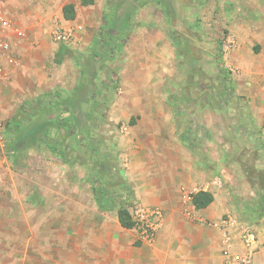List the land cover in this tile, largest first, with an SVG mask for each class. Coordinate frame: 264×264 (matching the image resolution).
<instances>
[{
  "label": "rangeland",
  "instance_id": "rangeland-1",
  "mask_svg": "<svg viewBox=\"0 0 264 264\" xmlns=\"http://www.w3.org/2000/svg\"><path fill=\"white\" fill-rule=\"evenodd\" d=\"M62 2H11L26 36L14 42L19 64L9 71L18 74L7 69L0 81V264H72V225L84 215L78 206L91 204L90 188L103 185L114 196L108 216L131 209L137 203L126 183L132 156L150 154L146 146L167 135L146 131L159 124L156 109L173 114L176 138L206 158L207 178L223 176L230 211L242 219L263 215L264 48L254 41L264 32V0H223L212 20L200 18L196 0L198 13L187 19H161L176 53L173 68L154 54L165 64L158 69L132 67L145 61L120 27L125 0L77 5L82 31L94 32L92 43L72 37L53 58L49 44L62 28ZM251 47L245 63L231 62L235 49L243 55ZM120 89L123 100L133 95V109L123 101L128 116L114 115ZM14 129L22 132L17 142ZM123 140L131 147L123 149ZM216 156L217 168L210 163ZM92 215L103 218L100 211Z\"/></svg>",
  "mask_w": 264,
  "mask_h": 264
},
{
  "label": "crops",
  "instance_id": "crops-1",
  "mask_svg": "<svg viewBox=\"0 0 264 264\" xmlns=\"http://www.w3.org/2000/svg\"><path fill=\"white\" fill-rule=\"evenodd\" d=\"M195 2L196 0H125L123 15L119 19L120 27L124 32L128 30L129 47H134L139 60L145 61V63H135L133 68L144 69L140 66L145 65L147 69L152 67L158 69L165 66L153 57L154 54L165 57L167 63L172 62L171 67L173 68L176 51L160 20L171 17V15H177L174 19H187L192 13H198L192 9ZM222 2L223 0H199L200 18L212 20L219 17L216 9L217 6L222 5ZM62 3L61 27L71 28L72 35L77 41L83 40L87 46L91 45L94 32L85 34V31H82L84 22L78 19L77 5L81 4V0L73 2L76 9L74 20L63 18L62 9L66 3L64 0ZM41 33L39 32L38 35L41 36ZM245 34L243 31L236 33L238 40L236 38L234 41L238 42L239 37ZM259 37L260 39L257 38L254 44H262L264 48V32ZM237 49L230 57L233 64L245 63L243 57L251 58L255 52V48L251 47L242 55V50ZM59 50L60 46L57 43L49 44V52L53 58ZM167 67L170 66L167 65ZM9 72L14 75L17 73L12 69ZM120 91L119 101L115 102L116 111L119 108L120 112L116 114L115 111L114 115L128 116L127 110L123 111V101L128 110L133 109V95L126 93L123 100V89ZM163 114V111L156 109L153 115L156 116L159 124L147 126L146 131L167 135L150 143L151 147L146 146V149H151L150 154H139L133 151L135 156H132L131 160L132 170L126 175V183L133 189L137 202L160 207L164 212L163 223L155 237L150 242H144L140 239L137 229L123 228L118 220V209L114 211L115 215L108 216L106 213L108 211L101 209L97 204L95 194L90 188L87 198L91 204L78 206V212L84 215H79L72 225V244L75 245L72 264H234L232 256L245 253L240 238L243 225L249 226L257 234V242L253 247V260L250 264H264V214L257 215L254 219H242L241 216L238 217L230 211L229 205L223 198V187L221 186L223 176L216 175L207 178V169L203 167V161L206 158L201 159L193 155L191 149L176 138V125L171 124L175 122L174 115L164 116ZM13 118L14 116L10 121H13ZM123 141L121 142L123 149L131 147L129 140L128 142ZM218 159L216 156V159L210 161L215 164L216 168L222 161L221 158L219 161ZM199 190L209 191L215 197L214 202L202 210H196L189 197V194ZM96 211H100L102 219L97 220L92 215V212L96 213ZM187 212H190L192 216L188 217ZM226 215H231L238 220L236 225L227 228L231 234L229 244L225 243L223 229L220 227ZM112 227L119 232L117 237L113 236ZM29 238L32 239V236ZM227 245H229V251H227ZM24 255V258H30L28 253L25 252Z\"/></svg>",
  "mask_w": 264,
  "mask_h": 264
},
{
  "label": "built area",
  "instance_id": "built-area-1",
  "mask_svg": "<svg viewBox=\"0 0 264 264\" xmlns=\"http://www.w3.org/2000/svg\"><path fill=\"white\" fill-rule=\"evenodd\" d=\"M64 1L65 5H68L74 4L75 0ZM11 2L12 0H0V81L7 79L8 68L19 64L17 48L14 42L26 36V29L17 22L12 13ZM72 32L71 28L57 27L53 31V39L59 46L65 45L73 37ZM129 212L135 222L134 228L138 230L140 239L144 242L152 241L163 223V210L157 206L143 205L137 202L129 209ZM186 215L188 217L192 216L190 212H187ZM237 221L236 218L227 215L220 224V227L223 229V238L227 244L231 240V234L227 228L236 225ZM240 238L245 253L232 256V263L250 264L253 260V247L257 242V234L249 226L243 225L241 227ZM227 246V251H229V245Z\"/></svg>",
  "mask_w": 264,
  "mask_h": 264
},
{
  "label": "trees",
  "instance_id": "trees-1",
  "mask_svg": "<svg viewBox=\"0 0 264 264\" xmlns=\"http://www.w3.org/2000/svg\"><path fill=\"white\" fill-rule=\"evenodd\" d=\"M96 0H81V5L84 7L94 5ZM63 17L65 20H74L76 18V9L73 4L65 5L62 9ZM62 47L60 46L59 53H61ZM11 121V124H16V121ZM15 122V123H14ZM12 132V141L17 142V140L22 138V132L18 131V129H14ZM17 131V133H16ZM17 136V139H16ZM14 142V144H15ZM93 192L95 194V198L99 207L103 210H111L112 206L110 207V203L114 196L112 194L108 195L104 191V186L100 185L99 187L95 186L93 188ZM191 201L193 206L196 210H202L209 207L214 202V195L213 193L205 190H199L198 192H194L190 194ZM118 220L120 225L125 229H133L135 227V222L133 221L130 212L125 207H119L117 210Z\"/></svg>",
  "mask_w": 264,
  "mask_h": 264
}]
</instances>
